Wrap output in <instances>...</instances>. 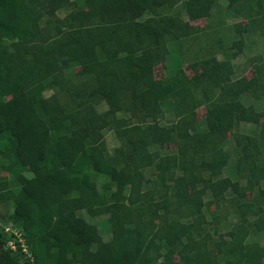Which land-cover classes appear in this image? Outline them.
<instances>
[{
    "label": "trees",
    "instance_id": "1",
    "mask_svg": "<svg viewBox=\"0 0 264 264\" xmlns=\"http://www.w3.org/2000/svg\"><path fill=\"white\" fill-rule=\"evenodd\" d=\"M219 1L0 0V203L28 248L10 249L0 228V264H264L249 241L264 237V109L243 103L264 97V59L237 77L244 40L218 38L195 52L200 72L155 76L170 42L183 54L197 39L203 10L207 30L223 26ZM225 1L248 24L233 32L264 40V0ZM230 132L236 180L224 176ZM211 207L235 221L210 232ZM101 216L109 241L88 221Z\"/></svg>",
    "mask_w": 264,
    "mask_h": 264
},
{
    "label": "rangeland",
    "instance_id": "2",
    "mask_svg": "<svg viewBox=\"0 0 264 264\" xmlns=\"http://www.w3.org/2000/svg\"><path fill=\"white\" fill-rule=\"evenodd\" d=\"M77 4H83V0H73ZM221 5V10L219 11V14H215V19L219 20L220 18L223 20V26L217 29L216 32H212L206 29L208 19L206 17L205 10L202 11V18H200L197 21L191 22L192 25L197 26L201 29L200 33L198 34V37L196 40L188 39L183 44L184 50L183 54H180L179 52V45L180 42H170L169 43V49L170 54L166 62H162L159 66L155 68V76L156 78H164L166 73L168 74L172 69L178 68L177 66H182L186 73L189 76L194 75L195 73H198L202 70V67H195L193 65L194 59H195V52L198 48L202 49H210V46L212 44H215L216 39L221 38L223 41V46L227 47L231 44V41H237L239 39L244 40V47L242 50V53L239 54L234 60V70L235 75L237 77H240L242 75L246 76L248 79L253 78L255 76L254 68L248 63L250 59L255 57H261L264 59V40L262 37L258 35H251V34H243L238 35L233 32V25H235L238 22H241L244 27H247L248 24L243 19H238L236 16H234L231 12L226 10L227 2L225 0L219 1ZM64 12H60L59 14L61 16L65 15ZM185 19V18H184ZM206 54L204 51L202 52ZM217 56L219 59H221L223 56L221 52L216 51ZM80 70V69H79ZM78 70V71H79ZM49 94V93H48ZM243 103L247 106H253L257 111H261L264 109V97L260 100H254L251 97H244ZM105 106L101 105L99 107V110H104ZM165 111L168 113L171 111V108L169 106H165ZM168 117V114H167ZM204 118H205V108L201 107L197 110V120L200 125V130H204ZM261 123V122H260ZM238 131L247 133V134H256L259 131L258 125H252V124H245L241 123L238 126ZM105 138H106V144L107 149L109 153H112L113 150L117 147L118 143L117 140H115L114 134L111 131H105ZM174 147L173 144H167L166 148L170 150V148ZM225 149L228 151L230 160L227 164V167L224 170V176L229 177L232 180H236V174L234 170V161H235V152H234V143L232 140V133H228L226 136V145ZM5 175V174H4ZM24 175L26 177H30V174L28 172H24ZM9 179H11L9 177ZM12 181V179H11ZM16 186L13 184L12 189L14 190ZM194 188H192L193 190ZM259 194L264 197V188H261L259 190ZM252 193L248 192L247 196L251 197ZM231 193H227V197H230ZM210 199L209 196L205 198V200ZM205 216L207 220L209 221L208 230L210 232L213 231L215 227L218 228L219 231H224L226 228V223L234 222L235 217L233 214L228 215L227 220L225 219V213H217L213 207L210 208V210L204 211ZM213 216H216L218 218V222L214 223ZM106 216L96 217V218H88V221L95 224L98 228V232L102 239L104 241H109L111 238V234L108 230V225L105 222ZM21 218L14 214L13 205L8 203H0V228H3L4 232L8 234L9 241H8V247H14L16 250L18 248L25 249V254H28V248L26 247L24 240L22 238V230L20 226ZM225 227V228H224ZM249 241L253 242H259L261 245H264V237L261 235L254 236L249 238ZM175 260H178L177 257H175Z\"/></svg>",
    "mask_w": 264,
    "mask_h": 264
},
{
    "label": "built area",
    "instance_id": "3",
    "mask_svg": "<svg viewBox=\"0 0 264 264\" xmlns=\"http://www.w3.org/2000/svg\"><path fill=\"white\" fill-rule=\"evenodd\" d=\"M7 244H8V243H7ZM7 246H8V245H7ZM9 248L12 249V250H14V251L16 250L14 247H9ZM21 250H22L23 252H26L25 249H21Z\"/></svg>",
    "mask_w": 264,
    "mask_h": 264
}]
</instances>
